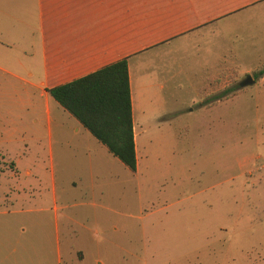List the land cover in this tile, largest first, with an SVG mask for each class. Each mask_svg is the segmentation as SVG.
<instances>
[{
    "label": "rangeland",
    "instance_id": "374dc122",
    "mask_svg": "<svg viewBox=\"0 0 264 264\" xmlns=\"http://www.w3.org/2000/svg\"><path fill=\"white\" fill-rule=\"evenodd\" d=\"M176 39L190 83L167 90L173 116L145 127L134 171L3 74L0 264H264V6ZM205 45L217 54L206 86Z\"/></svg>",
    "mask_w": 264,
    "mask_h": 264
},
{
    "label": "crops",
    "instance_id": "0c3cea01",
    "mask_svg": "<svg viewBox=\"0 0 264 264\" xmlns=\"http://www.w3.org/2000/svg\"><path fill=\"white\" fill-rule=\"evenodd\" d=\"M262 3L264 0H0V82L4 83L7 73L6 82L37 88L49 121L48 100L53 98L48 87L125 57L137 167L145 127L153 119L159 123L173 116L167 90L179 86L180 80L190 83L186 72L191 66L184 67L173 54L176 38L215 31L219 21L264 6ZM159 14L165 20L156 22ZM158 31L160 35L150 39ZM202 49L206 55L198 63L208 69L201 79L206 86L207 77L217 74V54L209 45ZM203 93L201 102L205 88ZM27 95L31 102L29 90ZM80 125L76 119L72 129L78 130ZM53 241L55 244L57 238ZM16 250L12 244L9 253ZM58 254L56 247V260Z\"/></svg>",
    "mask_w": 264,
    "mask_h": 264
},
{
    "label": "trees",
    "instance_id": "16d2710c",
    "mask_svg": "<svg viewBox=\"0 0 264 264\" xmlns=\"http://www.w3.org/2000/svg\"><path fill=\"white\" fill-rule=\"evenodd\" d=\"M262 70L259 69V72ZM47 92L130 171L136 168L125 57Z\"/></svg>",
    "mask_w": 264,
    "mask_h": 264
},
{
    "label": "water",
    "instance_id": "95a60500",
    "mask_svg": "<svg viewBox=\"0 0 264 264\" xmlns=\"http://www.w3.org/2000/svg\"><path fill=\"white\" fill-rule=\"evenodd\" d=\"M252 82V78L249 74H246L239 82L238 84L240 86H243L245 84L251 83Z\"/></svg>",
    "mask_w": 264,
    "mask_h": 264
}]
</instances>
